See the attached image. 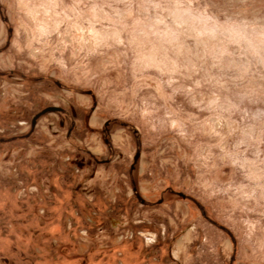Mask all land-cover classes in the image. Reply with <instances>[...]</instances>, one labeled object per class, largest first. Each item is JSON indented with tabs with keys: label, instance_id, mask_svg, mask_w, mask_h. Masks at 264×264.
<instances>
[{
	"label": "rangeland",
	"instance_id": "374dc122",
	"mask_svg": "<svg viewBox=\"0 0 264 264\" xmlns=\"http://www.w3.org/2000/svg\"><path fill=\"white\" fill-rule=\"evenodd\" d=\"M0 139V264H264V0H0Z\"/></svg>",
	"mask_w": 264,
	"mask_h": 264
},
{
	"label": "water",
	"instance_id": "95a60500",
	"mask_svg": "<svg viewBox=\"0 0 264 264\" xmlns=\"http://www.w3.org/2000/svg\"><path fill=\"white\" fill-rule=\"evenodd\" d=\"M55 111L61 112L62 109L59 108V107H56V106H49V107H46V108L40 110L38 113H36V114L33 116L32 120H31V129H30V131H29L28 133H26L25 135L21 136V137H27V136L30 134V132L32 131L33 126H34L35 121H36L37 118H39L41 115H43V114H45V113H48V112H55ZM0 141H2V140L0 139ZM137 158H138V152H137V153L135 154V156H134V162H136ZM131 167H133V166H131ZM181 195H182V194H181ZM182 196H184V195H182Z\"/></svg>",
	"mask_w": 264,
	"mask_h": 264
},
{
	"label": "flooded vegetation",
	"instance_id": "af4514ba",
	"mask_svg": "<svg viewBox=\"0 0 264 264\" xmlns=\"http://www.w3.org/2000/svg\"><path fill=\"white\" fill-rule=\"evenodd\" d=\"M3 141V139H1ZM1 142V141H0ZM106 142V141H105Z\"/></svg>",
	"mask_w": 264,
	"mask_h": 264
}]
</instances>
